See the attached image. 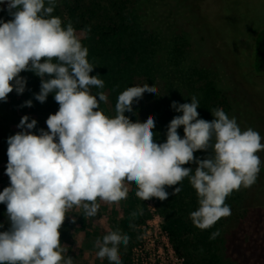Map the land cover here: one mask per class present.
I'll return each mask as SVG.
<instances>
[{
    "label": "clouds",
    "instance_id": "1",
    "mask_svg": "<svg viewBox=\"0 0 264 264\" xmlns=\"http://www.w3.org/2000/svg\"><path fill=\"white\" fill-rule=\"evenodd\" d=\"M12 19H0V101L8 94L25 91L33 72L40 78V103L54 94L58 111L46 120L47 130L35 118L21 117L16 134L7 139L6 175L9 186L0 191L6 204L9 227L0 231V264H73L68 246L60 240V229L73 207L81 208L85 218L95 217L98 200L119 203L127 199L129 183L137 187L141 200L168 199L165 186L179 185L184 178L197 192L199 207L190 213L193 224L210 228L222 217L231 215L226 198L241 187L249 188L261 170L258 152L264 151L261 135L241 130L235 117L222 108L211 110V121L199 118L196 96L189 103L173 101L177 115L167 126V139H154L156 120L135 122L125 115L143 95L158 89L148 83L128 87L119 94L114 117L101 109L108 96L100 75H90L96 66L87 59L72 23L62 26L53 16L57 0H0ZM3 10V9H0ZM32 107V99L23 102ZM183 126L184 136L178 133ZM204 151V158L194 156ZM195 164L194 167H184ZM194 171V174H193ZM182 187L173 188L177 195ZM142 210L130 213L134 220ZM75 223L76 216H72ZM135 229V224L130 223ZM0 228L3 224L0 223ZM213 232L210 239L219 235ZM130 237L120 229L97 238V257L110 264H122L119 248Z\"/></svg>",
    "mask_w": 264,
    "mask_h": 264
},
{
    "label": "trees",
    "instance_id": "2",
    "mask_svg": "<svg viewBox=\"0 0 264 264\" xmlns=\"http://www.w3.org/2000/svg\"><path fill=\"white\" fill-rule=\"evenodd\" d=\"M164 5L165 0H57L52 13L61 18L62 26L66 27L70 21L82 45L88 48L87 59L96 65L90 75L99 74L104 81L102 89L92 87L91 92L103 91L108 96V103L100 105L106 115H116L118 96L128 87L148 83L158 89V96L146 92L138 103L133 104L134 111L125 113L134 122H144L150 115L154 116V139L158 142L166 141L167 126L173 117L182 115L171 107L173 101L189 103L191 97L196 96L200 103L197 108L199 118L208 121L214 119L211 110L223 103L219 100L213 70L205 67L203 62L188 60L185 47L189 45V33L177 23L163 19L160 10ZM0 9H3L0 10V19H12L5 5H0ZM20 75L27 78V84L22 94L18 95L13 90L12 94H17L16 99L22 98L23 102L32 99L30 110L34 113L58 111L54 94H49L44 103L35 100L34 93L40 91L38 76L33 72H21ZM18 107L26 115L27 109ZM32 118L35 116L29 119ZM35 119L37 126L34 131L40 128L47 130L43 119ZM177 131L183 138V126ZM206 155L202 150L194 152L196 157L204 158ZM183 166L194 169L196 165ZM130 185L129 193L134 203L139 199L137 187L134 183ZM177 186L182 187V191L173 196L171 193ZM165 190L169 192L168 199L153 198L157 200L162 218L161 227L177 255L185 256L187 264H223L219 254L220 238L210 239L211 234L217 231L216 222L210 228L200 229L190 218V213L197 210L199 204L197 192L189 179L184 178L179 185L165 186ZM231 200L238 201L237 195L231 193L225 203L230 205ZM2 207L3 203H0V220ZM7 228H0V231Z\"/></svg>",
    "mask_w": 264,
    "mask_h": 264
},
{
    "label": "rangeland",
    "instance_id": "3",
    "mask_svg": "<svg viewBox=\"0 0 264 264\" xmlns=\"http://www.w3.org/2000/svg\"><path fill=\"white\" fill-rule=\"evenodd\" d=\"M206 2L210 6L205 7L201 16L210 25L200 16L198 0H165L160 13L163 19L177 23L189 33V45L185 47L188 60L203 62L205 67L213 70L219 100L223 102L218 108H222L229 118L235 117L242 131L247 128L257 131L264 143V84H241L240 76L250 80L247 69L251 59L249 62L243 56L240 46L236 45L237 32L242 29V22L254 17L253 8L256 4L263 9L264 0ZM214 38L224 42L229 49L225 51L228 67H225L223 54L218 53L219 43L216 44ZM253 65L264 71V68L255 67V63ZM16 95L11 92L7 102L0 101V191L10 184L5 173L8 161L7 139L20 131L17 125L24 113L18 106L27 109L26 115L29 118L35 116L43 119L45 125L48 116L54 114L34 113L30 107L23 106L22 98L16 99ZM11 99L15 101L10 102ZM255 105L259 115H256ZM32 131L37 134L39 132ZM257 155L261 159V170L256 182L249 188L241 187L237 192H232L237 195L238 201L231 200V215L216 222L221 240L218 243L219 254L223 264H264V151ZM127 186L130 191V183ZM130 196L128 192L127 199L119 203L110 204L98 200L100 208L95 217L85 218L81 208L73 207L69 210L60 229V240L68 246V255L73 257V264H110L106 257H97L99 249L95 241L116 229L130 237L129 244L126 247L121 244L119 248L122 264H187L185 256L177 255L161 227L162 218L157 209V200L152 198L143 201L139 198L133 203ZM138 210H142V215L131 220L130 213ZM2 213L0 223L3 227H9L6 204H3ZM72 216H76L75 223L72 222ZM130 223L135 224V229L129 226Z\"/></svg>",
    "mask_w": 264,
    "mask_h": 264
},
{
    "label": "flooded vegetation",
    "instance_id": "4",
    "mask_svg": "<svg viewBox=\"0 0 264 264\" xmlns=\"http://www.w3.org/2000/svg\"><path fill=\"white\" fill-rule=\"evenodd\" d=\"M206 1L207 0H198V4H199L198 8H199L200 16L203 13V10H205V7L210 6V3ZM214 1L220 2V0H214ZM262 7L263 9L260 8L258 4H256V6H254L253 8L254 17L246 18V20L242 22L243 24L242 29L239 32H237L239 34L237 35L238 43L236 45L240 46L241 48L240 50H242L243 56L248 58L249 62L251 59V63L249 65V68L247 69L248 74H250L251 76L250 80L245 79V76L243 77L244 79L240 76L242 80L241 84H244V85H245V82L250 83V84L252 83L253 85L257 83H260L261 85L264 84V71L254 68V65H253L255 63V67L264 68V5L263 4H262ZM215 12H216V9H215ZM204 22L206 24L209 23L206 20H204ZM207 25H210V24H207ZM214 39H215L216 44L217 42L219 43L217 44L218 53L223 54L224 56L223 61L225 62V51H228L229 49L226 47V44L224 42H222L221 40H218V38L217 39L214 38ZM226 66L228 67V63L225 62V67ZM255 108L257 110L256 115H259V111L256 105H255Z\"/></svg>",
    "mask_w": 264,
    "mask_h": 264
}]
</instances>
